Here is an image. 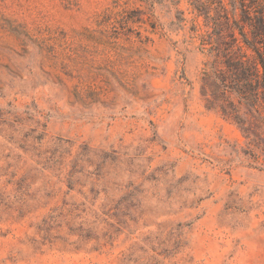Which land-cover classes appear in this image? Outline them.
Wrapping results in <instances>:
<instances>
[{
  "label": "rangeland",
  "instance_id": "374dc122",
  "mask_svg": "<svg viewBox=\"0 0 264 264\" xmlns=\"http://www.w3.org/2000/svg\"><path fill=\"white\" fill-rule=\"evenodd\" d=\"M209 32L190 0H0V264H264V122L220 112Z\"/></svg>",
  "mask_w": 264,
  "mask_h": 264
},
{
  "label": "trees",
  "instance_id": "16d2710c",
  "mask_svg": "<svg viewBox=\"0 0 264 264\" xmlns=\"http://www.w3.org/2000/svg\"><path fill=\"white\" fill-rule=\"evenodd\" d=\"M190 2L210 30L202 45L208 46L206 52L211 59L213 80L220 89V112L231 117L247 134L252 131L247 115L256 118V127L264 122V0H232V15L238 3L240 18L237 20L231 19L222 0ZM239 43L242 45L238 46Z\"/></svg>",
  "mask_w": 264,
  "mask_h": 264
}]
</instances>
